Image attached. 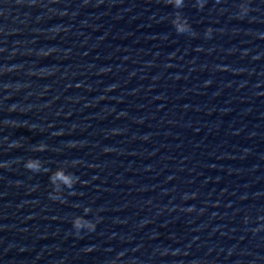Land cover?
<instances>
[{
    "label": "water",
    "instance_id": "obj_1",
    "mask_svg": "<svg viewBox=\"0 0 264 264\" xmlns=\"http://www.w3.org/2000/svg\"><path fill=\"white\" fill-rule=\"evenodd\" d=\"M0 165V264H264V0H0Z\"/></svg>",
    "mask_w": 264,
    "mask_h": 264
},
{
    "label": "clouds",
    "instance_id": "obj_2",
    "mask_svg": "<svg viewBox=\"0 0 264 264\" xmlns=\"http://www.w3.org/2000/svg\"><path fill=\"white\" fill-rule=\"evenodd\" d=\"M170 2L174 3L175 5H177V3L174 2V0H170ZM178 6V5H177ZM190 26L188 24H185L183 27L179 28L180 31H186ZM18 145V142H17ZM45 146L44 145H39L36 147L35 150L40 151V150H44ZM32 160H35L37 158H31ZM3 166V165H0ZM26 166L30 169L33 170H40L39 168H37L33 163H31V161L26 162ZM62 172L61 169H57L55 173H53V175H51V180L53 181V183H55V176L60 174ZM67 179V178H65ZM69 183H74L75 181H68ZM59 185V184H56ZM58 188V187H57ZM59 189V188H58ZM59 191H57L55 194H53L54 196L59 195ZM89 208H85V212H88ZM74 223L75 225L79 226H85L87 228H89V230H93L95 228V223H93L91 220L86 219L84 216H78L74 219Z\"/></svg>",
    "mask_w": 264,
    "mask_h": 264
},
{
    "label": "snow or ice",
    "instance_id": "obj_3",
    "mask_svg": "<svg viewBox=\"0 0 264 264\" xmlns=\"http://www.w3.org/2000/svg\"><path fill=\"white\" fill-rule=\"evenodd\" d=\"M175 3H177L178 6H181L184 4V0H174Z\"/></svg>",
    "mask_w": 264,
    "mask_h": 264
}]
</instances>
